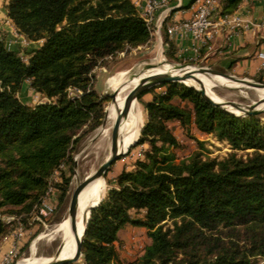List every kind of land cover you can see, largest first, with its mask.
I'll return each instance as SVG.
<instances>
[{
	"label": "trees",
	"instance_id": "16d2710c",
	"mask_svg": "<svg viewBox=\"0 0 264 264\" xmlns=\"http://www.w3.org/2000/svg\"><path fill=\"white\" fill-rule=\"evenodd\" d=\"M240 2L224 0L222 13ZM6 7L18 32L43 41L24 61L18 47L7 49L0 40V242L12 230L1 215L31 217L54 170L72 164L74 143L100 124L104 98L92 88L94 67L152 38L132 0H8ZM162 42L167 57L184 60L164 24ZM25 80L55 100L33 107L20 101L16 92ZM70 87L81 95L67 97ZM145 94L151 99L143 100ZM139 100L145 121L131 146L147 144L144 158L123 170L116 187L92 208L82 256L67 264L112 263L126 224L144 227L150 243L124 264H253L264 257V124L255 115L236 116L206 102L181 82L154 85ZM170 122L214 133L247 156L216 160L194 152L176 161L170 148L180 143ZM62 179L59 203L69 183L68 176ZM140 211L142 218L132 216Z\"/></svg>",
	"mask_w": 264,
	"mask_h": 264
},
{
	"label": "rangeland",
	"instance_id": "374dc122",
	"mask_svg": "<svg viewBox=\"0 0 264 264\" xmlns=\"http://www.w3.org/2000/svg\"><path fill=\"white\" fill-rule=\"evenodd\" d=\"M7 3L8 0H0V40L4 41L7 49L18 47L19 54L22 56L23 60L26 61L28 58L27 51L38 47L43 40H32L18 32L12 20L7 15ZM15 34H18L19 36H15ZM159 44L162 54L167 61L196 67L207 66L214 68L206 63L170 59L165 54V47L162 43L161 34L159 35L158 33L156 34L152 32V38L147 45L126 49L124 51L118 52L115 55L107 56L103 60H100L92 70L90 76L92 88L97 91L100 97L104 98L102 101L103 116L105 114V109L111 100L109 94L112 92V90H110L107 86L109 79L121 71L132 69L134 72H137L143 67L152 65L153 63H149L154 58ZM224 72L231 74L227 71ZM248 79L255 82L264 83V81H258L252 78ZM240 86L241 85L225 86L216 84L212 85L211 89L214 95L218 96V99H223L225 101H234L243 105H249L255 101H258L260 98L259 90L242 88ZM71 89L73 88L70 87L67 89V97L68 95H72L74 93V90L70 91ZM163 89L164 87H159L157 88V91H162ZM16 96L20 99V101L31 107L37 104L50 103L55 100L54 98L47 97L43 93L34 91L30 86L29 80H25L22 83L21 88L16 92ZM142 99L149 100L151 99V95L145 94L143 95ZM137 100L142 110V118L144 123L145 118L143 105L139 100V97ZM255 116L262 124H264V112ZM100 124L94 129L82 134L78 141L74 143L70 152L72 164L69 162L60 164V166L55 169L51 175L46 193L48 201L54 205V211L51 214L46 216L40 215L39 204L31 217L24 221L20 218V215H16L14 213L5 212L1 215L2 221L12 229L10 234H16L20 223L23 226V232L25 229L28 230L24 243L26 247L21 249L17 254H11L13 259L12 264H15L18 260L21 261L23 259L25 260L32 258L34 254H37L38 256H52L61 239L65 241L64 242L61 240V243H64V248L60 253H57L56 256H63L66 254V244L69 242V239L65 237L61 238L60 236L55 237L54 239H48L49 236L47 234L51 233L50 231L53 226L58 224L63 218H66L69 210L71 193L77 182L82 181L89 172L95 171L106 158V153L101 154L99 152V146L102 140L96 144H94V141H92V137L100 127ZM169 125L171 126L180 143L178 147L170 148V151L174 153L176 161L186 159L194 152L200 153L203 158H211L216 160H222L230 153H235L237 156L243 158L247 156V150L233 149L226 139H220L214 133L201 132L192 125L189 127V130L186 131L177 122H170ZM87 128L88 127L85 129ZM147 148V144L130 146V148L125 153L120 154L112 162L103 178L105 183V192L102 199L105 198L107 192L111 188L116 187V178L123 170L130 171L134 169L135 162L138 159L144 158V151ZM63 174L69 177V183L67 186L65 199L63 202L59 203L58 196L60 192L58 185L62 184ZM45 196L42 198V200L45 198ZM142 215V211L132 212V216L134 218H142ZM167 224L169 225L170 222L168 221ZM42 234L44 236L40 237ZM149 243L150 238L148 237L147 231L144 227L126 224L118 232V240L115 242L118 256L110 264H124L127 261L137 259L142 255L145 246ZM253 264H264V257H257L253 260Z\"/></svg>",
	"mask_w": 264,
	"mask_h": 264
},
{
	"label": "crops",
	"instance_id": "0c3cea01",
	"mask_svg": "<svg viewBox=\"0 0 264 264\" xmlns=\"http://www.w3.org/2000/svg\"><path fill=\"white\" fill-rule=\"evenodd\" d=\"M132 1H137L142 8L145 0ZM191 1L168 0L166 6L156 11V18L162 13L166 14L161 23V38L163 24L167 28L169 24L191 17ZM223 2L221 0V7ZM223 15H226L227 22L210 28L211 38L205 45L192 38L188 32L170 36L176 56L184 60L197 59L199 63L209 64L215 70L227 71L237 77L264 78V57L258 55L264 50V0H241L233 12ZM234 18L240 19L239 25L234 22ZM27 232L25 229L19 237L13 233L3 238L0 242V264H4L7 254L19 253L24 246ZM12 263L13 259L8 264Z\"/></svg>",
	"mask_w": 264,
	"mask_h": 264
},
{
	"label": "bare ground",
	"instance_id": "6f19581e",
	"mask_svg": "<svg viewBox=\"0 0 264 264\" xmlns=\"http://www.w3.org/2000/svg\"><path fill=\"white\" fill-rule=\"evenodd\" d=\"M152 60V65L143 67L131 78L127 76V71H121L109 79L107 86L110 90L115 91L116 94L114 97L115 103H110L107 107L108 121L106 128L103 131V138L99 146V152L101 154L106 153V158L109 157L112 151L121 154L125 153L138 138L140 129L143 125L140 104L135 98L129 100L128 102H124L127 93L137 85L149 80L151 77L159 76L162 73H180V70L175 69L173 64L165 60L160 44L158 45L157 51ZM187 69L193 70L195 67L188 66ZM195 75L200 80L201 85L206 90V93L216 101H222L223 99H218V96L214 95L211 89L212 85L221 84L225 86H237L251 81L250 79H243L242 81L229 79L225 74L220 73L219 70L215 69L205 73H196ZM182 83L196 88L200 87V84L193 79L184 80ZM259 91L260 98L258 99V102H261L262 104H260V107H263L264 89ZM93 172L94 171L89 172L84 178H89ZM104 192L105 183L102 177L91 180L81 191L79 195L78 213L76 218V231L79 238L82 237L85 223L89 216L90 207L101 201ZM50 232V234H47L49 236L48 239H54L58 236L69 239V242H66V254L63 256H55V258L64 259L71 257L75 251L76 235L72 229L69 214L67 213L66 218H63L58 224L53 226ZM42 236L44 235H40V237ZM48 257L51 256H38L37 254H34L32 258L23 259L17 264H43Z\"/></svg>",
	"mask_w": 264,
	"mask_h": 264
},
{
	"label": "water",
	"instance_id": "95a60500",
	"mask_svg": "<svg viewBox=\"0 0 264 264\" xmlns=\"http://www.w3.org/2000/svg\"><path fill=\"white\" fill-rule=\"evenodd\" d=\"M167 62L173 64L175 69L180 70V73H177V74L162 73L159 76L151 77L149 80L145 81L144 83H142L140 85H137L131 91H129L127 93L125 99H124V102H128L129 100H131L133 98L137 99L140 94H142L144 91H146L147 89H149L150 87H152L154 85L161 84V83H170V82H181L182 83L184 80L193 79L200 84L199 88H196V87H194V88L200 93L201 97L206 102H208L214 106L220 107L229 113H232L236 116H249V115H258V114L264 112V106L260 107V104H262V103L258 102V101H255L249 105H243L241 103L234 102V101H225V100L216 101L212 97H210L206 93V90L201 85L200 80L196 77L195 74L196 73H205L207 71H213L214 70L213 68L207 67V66H199V67L194 66L195 69L191 70V69H187V67L190 65L172 63L170 61H167ZM151 63H152V60L149 64H151ZM126 71H127V76L129 78L134 76V74L136 73L132 69L126 70ZM219 72L225 74L229 79H237L239 81H242L243 79H248V78H240V77L234 76L232 74L225 73L224 71H221V70H219ZM240 87L253 89V90H263L264 89V83L255 82V81L251 80L250 82L242 84ZM115 94H116L115 91H112L109 94V96L111 97V100L108 103V105L110 103H115V98H114ZM108 105H107V107H108ZM107 121H108V113H107V108H106L105 114H104L103 119H102L101 124H100V127L98 128V130L96 131V133L92 137V141H94V144H96L100 140H102V138H103L102 134L106 128ZM120 154L121 153H115L112 151L111 154L109 155V157L106 158L101 163V165L90 175L89 178H84L82 181L77 182L75 188L73 189V191L71 193L68 214L70 217V223H71L72 229L76 235L75 236V251H74L73 255L71 257L64 258V259L55 258L56 254L60 253L64 248V243L62 244L61 240H60V242L57 245L55 252L52 254L51 257H48V259L43 264H67V263L76 262L80 259V257L82 256V242L84 239V233H85V229L87 226V222L90 218V213H91L92 208L95 207L98 203L96 205H93L90 207L89 216L86 220L85 227H84V230L82 233V237L79 238L77 236V231H76V229H77L76 218H77V213H78L79 195H80L81 191L84 189V187L88 184V182H90L91 180H94L96 178H99V177L104 178L106 171L108 170V168L110 167L112 162ZM75 165H76V163H75ZM17 262L15 264H17Z\"/></svg>",
	"mask_w": 264,
	"mask_h": 264
},
{
	"label": "built area",
	"instance_id": "2783aa9c",
	"mask_svg": "<svg viewBox=\"0 0 264 264\" xmlns=\"http://www.w3.org/2000/svg\"><path fill=\"white\" fill-rule=\"evenodd\" d=\"M168 0H145L143 7L141 8L137 3L134 2L140 15L144 18L147 27L151 30V33H160L161 23L166 18V14L162 13L160 17L156 18V11L161 7L166 6ZM138 5V6H137ZM191 17L169 24L166 31L169 36H173L177 33L188 32L190 36L198 40L202 45H205L211 38L210 28L215 25H220L227 22L226 15L222 14L221 0H192L190 3ZM234 22L239 25L240 19L234 18ZM15 36H19L15 34ZM259 56L264 57V50L258 53ZM72 95H68L69 98H77L81 95V90L73 88ZM50 190V187H49ZM47 193V192H46ZM54 211V205L47 199V195L41 201L39 205V214L46 216ZM23 226L20 223L18 231L15 236L19 237L22 233ZM12 255L7 254L4 257V264L11 262Z\"/></svg>",
	"mask_w": 264,
	"mask_h": 264
}]
</instances>
